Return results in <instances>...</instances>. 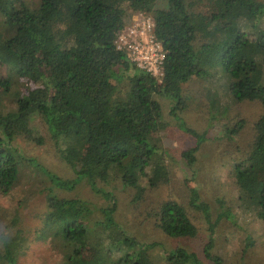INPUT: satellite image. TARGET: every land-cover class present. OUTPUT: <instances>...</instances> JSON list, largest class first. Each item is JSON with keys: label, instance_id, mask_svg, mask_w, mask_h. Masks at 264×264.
Segmentation results:
<instances>
[{"label": "trees", "instance_id": "trees-1", "mask_svg": "<svg viewBox=\"0 0 264 264\" xmlns=\"http://www.w3.org/2000/svg\"><path fill=\"white\" fill-rule=\"evenodd\" d=\"M210 1L213 9L204 12L196 0H0V64L14 74L0 75V192L10 193L30 164L60 190L87 180L109 204L98 209L97 219L86 200L50 198L40 235L58 242L64 264H155L157 249L163 264H224L213 249L215 227L234 217L225 202L214 219L199 190L189 191V206L210 229L200 256L183 247L140 241L117 220L115 194L100 186L119 181L135 190L133 202L139 204L148 190L171 183L170 154L155 141L163 112L157 96L174 103L171 114L196 140L182 155L187 170L195 172L205 135L179 116L187 109L184 86L194 78H217L233 101L262 106L253 141L235 162L233 177L239 206L255 211L264 223V0ZM159 2L166 7L157 8ZM141 12L152 16L155 36L168 52L161 83L115 45L117 33ZM18 79L38 87L8 109L4 96ZM212 99L215 111L221 93ZM37 118L55 141L59 158L75 171L74 179L60 178L24 154L20 140L44 143L32 126ZM245 126L244 120L228 125L224 136L234 141ZM148 215L167 238L199 236L187 208L177 201L151 206ZM23 246L19 236L0 234V264H18Z\"/></svg>", "mask_w": 264, "mask_h": 264}, {"label": "rangeland", "instance_id": "rangeland-1", "mask_svg": "<svg viewBox=\"0 0 264 264\" xmlns=\"http://www.w3.org/2000/svg\"><path fill=\"white\" fill-rule=\"evenodd\" d=\"M196 1L198 8L204 12L213 9L210 0ZM156 7L163 9L166 4L159 2ZM11 73L6 65L0 64V75L3 78H9ZM37 87L32 82L18 79L10 93L4 96L6 107H15L17 98ZM184 89L187 109L180 112L179 116L185 126L205 135V142L196 154L195 172L187 170L182 155L196 145V140L181 128L180 121L171 114L174 103L168 98L157 96L163 112L160 132L155 136V141L170 154L171 161L168 162L172 173L171 183L156 190H148L145 200L139 204L133 202L135 190L123 188L119 181L100 183V186L115 194L117 220L140 241L158 243L171 249L183 247L202 256V249L209 242L210 229L201 215L189 206V191L196 188L202 200L212 207L214 219L222 201L231 207L234 215L232 221L222 219L215 227L213 252L223 258L224 264H264V223L255 211L244 210L239 206V193L233 177L235 162L243 158L253 141L254 125L263 114L262 106L259 102L233 101L224 93L217 78H194ZM217 92L221 93V99L218 109L214 111L210 101L212 98L214 101ZM212 113L215 118H212ZM240 120L246 122L245 128L234 141L228 140L224 136V128ZM32 126L44 143L39 145L20 140L18 144L26 157L34 159L60 178L74 179L75 171L59 158L57 145L41 119H35ZM53 195L86 200L95 208L97 219L101 218L98 209L109 205L91 190L87 180L81 181L70 191L60 190L52 185L42 171L25 164L10 193L0 192V234L12 233L24 241V251L18 264H64V254L58 242L40 235L46 230L45 217ZM169 200L177 201L187 208L193 223L199 228L197 239H170L155 227L148 215L149 208ZM153 255L155 264H163L158 249Z\"/></svg>", "mask_w": 264, "mask_h": 264}, {"label": "built area", "instance_id": "built-area-1", "mask_svg": "<svg viewBox=\"0 0 264 264\" xmlns=\"http://www.w3.org/2000/svg\"><path fill=\"white\" fill-rule=\"evenodd\" d=\"M154 28L155 23L149 13H138L132 24L117 33L115 45L138 69L161 83L168 52L156 38Z\"/></svg>", "mask_w": 264, "mask_h": 264}]
</instances>
